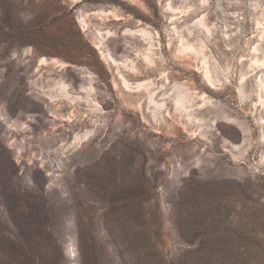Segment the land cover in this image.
I'll list each match as a JSON object with an SVG mask.
<instances>
[{
  "label": "rangeland",
  "instance_id": "374dc122",
  "mask_svg": "<svg viewBox=\"0 0 264 264\" xmlns=\"http://www.w3.org/2000/svg\"><path fill=\"white\" fill-rule=\"evenodd\" d=\"M0 264H264V0H0Z\"/></svg>",
  "mask_w": 264,
  "mask_h": 264
}]
</instances>
